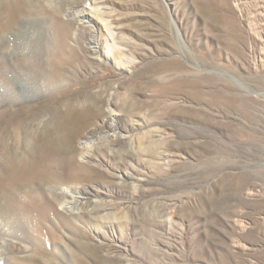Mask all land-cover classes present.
<instances>
[{
  "label": "rangeland",
  "instance_id": "1",
  "mask_svg": "<svg viewBox=\"0 0 264 264\" xmlns=\"http://www.w3.org/2000/svg\"><path fill=\"white\" fill-rule=\"evenodd\" d=\"M27 2L44 78L0 134L79 201L3 261L264 264V0Z\"/></svg>",
  "mask_w": 264,
  "mask_h": 264
},
{
  "label": "bare ground",
  "instance_id": "2",
  "mask_svg": "<svg viewBox=\"0 0 264 264\" xmlns=\"http://www.w3.org/2000/svg\"><path fill=\"white\" fill-rule=\"evenodd\" d=\"M26 1L12 0L8 3V0H0V9H4L0 10V118L8 127L15 126L18 107L36 97L44 78L39 70L37 55L43 43L28 38ZM79 20L83 24L92 22L99 26L98 33L102 28L99 21L89 14H84ZM95 38L92 41L97 45ZM31 42L33 48L30 49L28 45ZM24 135L26 140L20 143L10 141V137L4 133L0 134V264H26L28 259H25L24 252L28 250V223L31 214L35 215V220L46 218L48 211L41 208L44 198L50 197L52 203L70 211L79 201L78 190L69 185L63 186L61 177L53 176L45 167L50 155L48 148H38L35 152L28 150V128L24 130ZM82 146L85 149L89 142L84 141ZM10 247L24 254L10 258L6 263L2 255H7ZM77 264L84 263L77 259Z\"/></svg>",
  "mask_w": 264,
  "mask_h": 264
}]
</instances>
